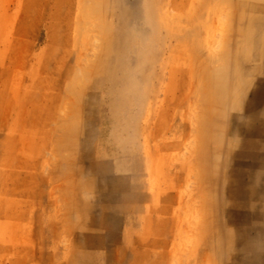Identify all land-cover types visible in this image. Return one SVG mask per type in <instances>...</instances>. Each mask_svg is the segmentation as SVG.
<instances>
[{
	"label": "rangeland",
	"instance_id": "374dc122",
	"mask_svg": "<svg viewBox=\"0 0 264 264\" xmlns=\"http://www.w3.org/2000/svg\"><path fill=\"white\" fill-rule=\"evenodd\" d=\"M101 24L130 41L113 82L91 72ZM193 39L222 71L211 107L183 76ZM1 95L0 264H264L260 5L0 0Z\"/></svg>",
	"mask_w": 264,
	"mask_h": 264
},
{
	"label": "bare ground",
	"instance_id": "6f19581e",
	"mask_svg": "<svg viewBox=\"0 0 264 264\" xmlns=\"http://www.w3.org/2000/svg\"><path fill=\"white\" fill-rule=\"evenodd\" d=\"M79 1V0H78ZM82 1V0H80ZM228 1V0H226ZM252 4L260 5L262 8H264V0H248ZM76 2V1H75ZM216 2V0H210V3L213 4ZM198 7L200 8V4L198 3ZM30 6L26 8V12L30 10ZM92 8H87L85 11H90ZM62 10H56L54 13V20L55 21H61L62 19ZM132 12L124 13L120 16H116V20H129L133 17ZM79 13L76 10L75 18L73 17V22L75 19V25L77 24ZM106 17V16H105ZM253 19L250 12H245L244 15L241 18L240 22V30H241V38L248 39V33L251 32V26H250V20ZM110 23L108 17L105 18L104 25ZM184 27L186 28H195L196 23L194 21H191L190 19L186 20L183 23ZM99 31V35L103 41V54L106 57V61L102 60L98 65L95 66V70H91V72L96 73L99 78L108 79L110 82L117 81L118 75L121 72V63L126 56V51L128 48V45L130 43L129 39L125 37L122 33H116L115 35L108 34L107 29H104L102 24L101 26H96ZM103 28V29H102ZM74 37V36H73ZM250 37V36H249ZM184 49L189 50L191 53L195 54L192 55L193 59L189 63L186 70H184V77L188 78L194 86V89L192 91L191 97L194 99H197L201 102H206L204 107L212 106V102L214 99L219 98L220 95V89L222 87V71L219 68L216 72L213 74H210L207 72L209 64L204 62L200 63L197 60V53L200 50V46L197 42V40L193 39L189 44H187ZM214 55H219L220 52H213ZM80 71L83 74V78L85 82L89 81V69L86 66L80 67ZM1 99L3 96H0ZM73 117H76L78 114L74 112L73 110L70 111ZM213 122H209V130L211 132L213 131ZM211 136V133L208 137H204L200 141V145L205 144V140H209ZM203 151V150H199ZM205 155L202 157L199 156L197 159V164L199 167H203V164L205 161ZM199 180L203 181L205 180V173H199ZM204 192H199L197 195V199L202 203L201 207V213L204 214L205 212V198L207 188L204 187ZM207 207V206H206ZM207 212V211H206Z\"/></svg>",
	"mask_w": 264,
	"mask_h": 264
}]
</instances>
